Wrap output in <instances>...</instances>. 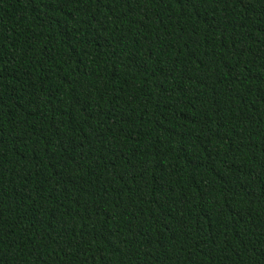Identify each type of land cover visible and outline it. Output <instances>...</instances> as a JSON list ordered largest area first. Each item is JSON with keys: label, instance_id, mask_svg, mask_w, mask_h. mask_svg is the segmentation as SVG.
<instances>
[{"label": "trees", "instance_id": "trees-1", "mask_svg": "<svg viewBox=\"0 0 264 264\" xmlns=\"http://www.w3.org/2000/svg\"><path fill=\"white\" fill-rule=\"evenodd\" d=\"M0 264H264V0H0Z\"/></svg>", "mask_w": 264, "mask_h": 264}]
</instances>
